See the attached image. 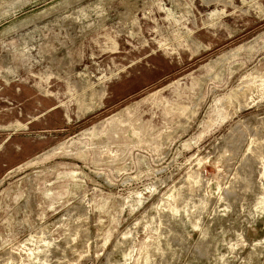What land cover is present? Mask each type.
Wrapping results in <instances>:
<instances>
[{
	"label": "rangeland",
	"instance_id": "1",
	"mask_svg": "<svg viewBox=\"0 0 264 264\" xmlns=\"http://www.w3.org/2000/svg\"><path fill=\"white\" fill-rule=\"evenodd\" d=\"M0 264H264V0H0Z\"/></svg>",
	"mask_w": 264,
	"mask_h": 264
}]
</instances>
